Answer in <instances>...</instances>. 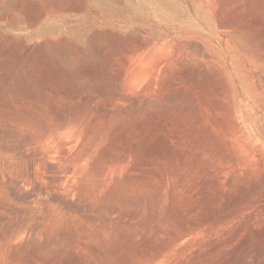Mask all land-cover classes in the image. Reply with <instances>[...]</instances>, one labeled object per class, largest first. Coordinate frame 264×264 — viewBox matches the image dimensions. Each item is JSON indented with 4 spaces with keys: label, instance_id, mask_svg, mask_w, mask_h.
<instances>
[{
    "label": "rangeland",
    "instance_id": "374dc122",
    "mask_svg": "<svg viewBox=\"0 0 264 264\" xmlns=\"http://www.w3.org/2000/svg\"><path fill=\"white\" fill-rule=\"evenodd\" d=\"M253 119L264 0H0V264H264V175L233 197L217 177L240 152L224 132L264 169ZM81 126L94 170L130 146L139 171L63 203L28 162ZM139 190L134 214L117 195Z\"/></svg>",
    "mask_w": 264,
    "mask_h": 264
},
{
    "label": "bare ground",
    "instance_id": "6f19581e",
    "mask_svg": "<svg viewBox=\"0 0 264 264\" xmlns=\"http://www.w3.org/2000/svg\"><path fill=\"white\" fill-rule=\"evenodd\" d=\"M150 60V59H149ZM137 63V62H136ZM145 63V62H144ZM149 63V62H148ZM132 64V63H131ZM134 64V63H133ZM147 65V64H146ZM155 65V64H154ZM153 65V66H154ZM141 66V65H140ZM148 66V65H147ZM146 66V67H147ZM150 66V65H149ZM159 66V65H158ZM143 67V66H142ZM156 67V66H154ZM130 68V67H129ZM137 68V65H136ZM150 68V67H148ZM131 69V68H130ZM152 69V68H151ZM136 70V69H135ZM140 70H138V75L143 74V76H145L146 79V75L148 74L147 70L144 73L143 70L140 73ZM145 71V70H144ZM130 72V71H128ZM132 72V71H131ZM130 72V74H131ZM150 72V71H149ZM155 72V71H154ZM136 73V72H135ZM140 73V74H139ZM128 74V73H127ZM129 74V75H130ZM134 74V73H133ZM133 74H131L133 76ZM136 74V75H137ZM142 76V75H141ZM140 76V78H142ZM123 77V76H122ZM128 77V76H126ZM130 77V76H129ZM129 77L127 78L128 80ZM136 77V76H135ZM134 77V79H135ZM133 79V80H134ZM153 79V78H151ZM136 81H143V80H135ZM129 82V81H128ZM134 82V81H131ZM137 83V82H136ZM135 83L134 86H137ZM116 84V82H115ZM141 84V83H140ZM145 85V84H144ZM117 87V86H116ZM126 97V96H125ZM131 99V98H130ZM132 100V99H131ZM135 105V104H134ZM138 105V104H137ZM138 107V106H137ZM93 108V107H92ZM129 108V107H128ZM121 110V109H120ZM119 111V109H118ZM117 111V112H118ZM67 122V121H65ZM254 126L258 127L260 129V131L262 133H264V122L261 120H254L251 122ZM135 127V126H134ZM54 129V128H53ZM58 131V130H57ZM51 132V131H50ZM72 133H74L73 135L71 134L70 138L68 139H64L61 138V135L57 134L55 137L52 136V140H49L48 142L52 141V143H50L48 145V147H45V150H40L37 148V150L39 151L37 154H35V157L31 160L29 159H25L26 161L29 160L28 163L33 162L30 165L35 166L33 169H35L36 167H40L42 168V172H39V168L36 169L38 171H31L29 173V171H25L24 173L28 172L30 175H28L29 180L28 183L30 184H36L35 179L37 177H41V178H45L44 180H53V182H57L60 184L61 188L64 189V193H63V197H61V199L59 197H57V199L59 198L61 200V202L64 201H71L73 200L77 195H80V193L82 192H90L93 194V198L94 199H99L100 197L102 198V196L105 197L106 194H103L106 192V190L108 189V187L110 185H113L116 189L114 190V194H116V192L121 189L122 187L126 186L125 184L128 182L124 177V175L127 173L129 174V176L131 177L130 179L133 180L136 179L138 171L136 168H131L132 170L130 171L128 169L129 166V162L128 159H131V157L136 156L135 153V147H130L127 148L126 150H124V157L122 159L121 162H117L116 164H114L110 169H97L94 170V168L89 165V162L92 160V158L95 156V154L97 153V148L95 145L97 139H95V144L89 142V143H84L83 142V136L85 133V127L81 126L77 129H75V132L72 131ZM49 134V133H47ZM233 135V134H232ZM99 137V136H98ZM67 138V137H66ZM47 139V138H46ZM223 140L224 141H230L231 144H235L237 146V148L239 149V154L238 157L234 158L232 160L231 166L228 170H226L225 172L222 173H217V177H219L220 183L221 185L226 189V191H232L235 190L234 187H237L239 185H236L238 183H250L252 184V187L255 189L257 188V184L259 183L257 180H261V177H263L264 175V169H261L254 161V154L247 151L245 148L241 150L242 144L238 141L237 137L235 135H233V137L231 138H227V134L224 132L223 133ZM83 142V143H82ZM39 147V146H37ZM43 147V148H44ZM42 149V148H41ZM33 150V149H32ZM31 153V152H30ZM36 153V152H35ZM28 156V155H27ZM25 158V157H24ZM29 158V157H28ZM91 159V160H90ZM8 160V159H7ZM23 160V159H22ZM21 160V161H22ZM126 160V161H125ZM3 162V160H2ZM16 162V161H15ZM20 162V161H19ZM1 163V162H0ZM6 163V162H4ZM10 163V162H8ZM7 163V165L9 166V164ZM21 163V162H20ZM26 162H24V164H28ZM11 164V163H10ZM17 165H20L19 163H16ZM14 164V165H16ZM91 164V163H90ZM2 165V163L0 164ZM6 165V164H5ZM13 164H11L12 166ZM29 165V164H28ZM132 165V164H131ZM11 166H9L11 168ZM24 168H26L27 166L22 165ZM22 166H16V169L19 173H17V175H15L13 172V174L17 177L18 174H20L21 176H19L18 179H20V177L22 178V172L24 170H22ZM99 166V165H98ZM5 167V166H3ZM1 168V167H0ZM13 168V166H12ZM15 168V167H14ZM28 168V167H27ZM15 169V170H16ZM31 169V168H30ZM128 169V171H127ZM6 170L9 171V168H6ZM13 170V171H15ZM22 170V172L20 173V171ZM28 170V169H26ZM49 171V173L44 176L43 174L46 171ZM3 171V169H2ZM1 171V172H2ZM12 171V170H11ZM4 172V171H3ZM39 172V173H38ZM11 173V172H10ZM47 173V172H46ZM45 173V174H46ZM11 174V175H13ZM5 175V174H4ZM27 176V174H26ZM127 176V177H129ZM139 176V175H138ZM27 177V178H28ZM129 179V180H130ZM6 180V179H5ZM24 180V178L20 179V181ZM43 180V181H44ZM17 179H15V182L17 183ZM263 181V180H262ZM262 181L259 183V185H263ZM8 182V181H7ZM6 182V183H7ZM13 182V181H12ZM14 182V183H15ZM35 182V183H34ZM15 183V184H16ZM28 183H21V187H25L24 185L28 184ZM43 183V182H42ZM129 183V182H128ZM205 183V182H204ZM14 184V186H15ZM18 184V183H17ZM137 184V183H136ZM200 184V183H199ZM249 184V185H250ZM10 185V184H9ZM8 186V185H7ZM12 186V187H14ZM128 186V185H127ZM198 186V185H197ZM251 186V185H250ZM58 187V186H57ZM251 187V188H252ZM40 188V187H39ZM191 188V187H190ZM18 189H20L18 187ZM17 189V190H18ZM37 189V188H36ZM237 189V188H236ZM241 189V187L239 188ZM253 189V190H254ZM16 190V189H15ZM33 190V189H31ZM244 190V189H243ZM26 191V190H24ZM24 191L23 194H24ZM30 191V190H29ZM61 191V190H60ZM188 191V190H187ZM197 191V190H196ZM236 193V191H233ZM243 192V191H242ZM256 192V191H255ZM231 193V192H230ZM19 194V193H18ZM17 194V195H18ZM26 194V193H25ZM30 194V193H29ZM53 194V193H52ZM229 194V193H228ZM233 193H231L232 196ZM14 195V194H13ZM28 195V194H27ZM54 195V194H53ZM60 195V194H59ZM120 195V194H119ZM117 195L120 199H122V201H125L127 204H125L126 206H128V210L134 214H137L138 212L141 211L142 208V203L140 200V195L141 192L139 190L135 191L134 193H132L131 195L128 194V196H122V195ZM193 195V194H192ZM16 196V195H15ZM14 196V197H15ZM25 196V195H24ZM49 197V196H47ZM55 197V198H56ZM233 197V196H232ZM230 198V197H229ZM46 199V198H45ZM217 199V198H216ZM219 199V198H218ZM222 199V198H221ZM224 199V198H223ZM221 200V202L224 200ZM231 199V198H230ZM220 200V199H219ZM217 200V201H219ZM228 200V199H227ZM226 200V201H227ZM38 201V200H35ZM40 202V201H39ZM43 202V201H41ZM59 202V201H58ZM222 202V203H223ZM44 203V202H43ZM228 203V201H227ZM226 203V204H227ZM218 204V203H217ZM225 204V203H224ZM219 205V204H218ZM196 207V206H195ZM219 209V208H218ZM33 210V209H32ZM193 210V208L191 209ZM220 211V210H219ZM264 222V221H263ZM261 225V224H260ZM245 239V238H244ZM219 251V250H218ZM220 252V251H219ZM229 253V252H228ZM218 254V253H217ZM222 261V260H221ZM210 262V261H209Z\"/></svg>",
    "mask_w": 264,
    "mask_h": 264
}]
</instances>
